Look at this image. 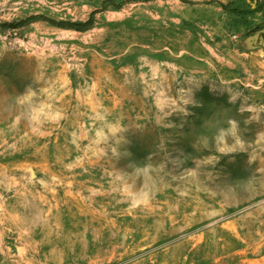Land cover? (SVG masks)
Here are the masks:
<instances>
[{
  "label": "rangeland",
  "instance_id": "374dc122",
  "mask_svg": "<svg viewBox=\"0 0 264 264\" xmlns=\"http://www.w3.org/2000/svg\"><path fill=\"white\" fill-rule=\"evenodd\" d=\"M0 264H264V0H0Z\"/></svg>",
  "mask_w": 264,
  "mask_h": 264
},
{
  "label": "trees",
  "instance_id": "16d2710c",
  "mask_svg": "<svg viewBox=\"0 0 264 264\" xmlns=\"http://www.w3.org/2000/svg\"><path fill=\"white\" fill-rule=\"evenodd\" d=\"M31 20H44V21H48L51 24L58 26L60 28H69V29H75V30H80V31L87 30V29L91 28L92 24H93L91 21L87 22L86 24H83V25H78V24H73V23H56L54 21L47 20L43 17H33V18L29 19L27 22H29ZM20 25H21V23L17 26H20Z\"/></svg>",
  "mask_w": 264,
  "mask_h": 264
}]
</instances>
